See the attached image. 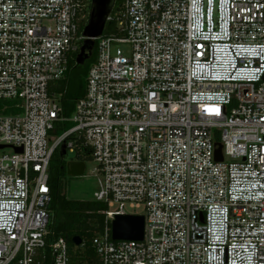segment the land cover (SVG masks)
Here are the masks:
<instances>
[{
	"label": "built area",
	"instance_id": "2783aa9c",
	"mask_svg": "<svg viewBox=\"0 0 264 264\" xmlns=\"http://www.w3.org/2000/svg\"><path fill=\"white\" fill-rule=\"evenodd\" d=\"M92 5L0 0V264H71L50 230L63 144L95 164L100 264H264V0H122L65 116L55 85ZM126 206L145 208L142 241L113 240Z\"/></svg>",
	"mask_w": 264,
	"mask_h": 264
},
{
	"label": "trees",
	"instance_id": "16d2710c",
	"mask_svg": "<svg viewBox=\"0 0 264 264\" xmlns=\"http://www.w3.org/2000/svg\"><path fill=\"white\" fill-rule=\"evenodd\" d=\"M122 0L116 2L115 9H118ZM86 25L82 26V31ZM104 37L121 36L117 24L108 22L104 31ZM96 47L93 59L85 64L78 65L76 59L73 61L72 72L68 78L55 85L57 93H65L63 99L64 115L71 116L75 103L80 100L86 92V80L90 66L97 58ZM77 58V56H76ZM77 68H83V72L77 79V89L72 90L70 77ZM74 125L66 123L57 126V133L62 135L64 131L71 129ZM66 174L65 164L56 152L51 162V187H52V222L50 230L54 233L53 240L64 238L69 245L71 264H100L94 240L104 231L107 224L105 211L108 207L97 201H77L67 199L61 190V177ZM74 238H80L82 245L77 246Z\"/></svg>",
	"mask_w": 264,
	"mask_h": 264
},
{
	"label": "water",
	"instance_id": "95a60500",
	"mask_svg": "<svg viewBox=\"0 0 264 264\" xmlns=\"http://www.w3.org/2000/svg\"><path fill=\"white\" fill-rule=\"evenodd\" d=\"M118 0H93L92 9L89 16L88 24L86 25L83 35L86 40L80 49L77 57V64L83 65L85 59L92 54L96 42L94 38L101 37L104 34L107 20L113 11ZM4 147H0L2 149ZM17 152H22L18 149ZM61 158L67 156V146L63 144L59 152ZM216 160L223 161L222 145L218 144L216 151ZM67 175L70 177H83L85 175L86 164L84 162H68L65 166ZM145 233V217L120 215L116 216L112 222V237L115 241H142ZM73 242L77 246L82 245L80 238H74Z\"/></svg>",
	"mask_w": 264,
	"mask_h": 264
},
{
	"label": "rangeland",
	"instance_id": "374dc122",
	"mask_svg": "<svg viewBox=\"0 0 264 264\" xmlns=\"http://www.w3.org/2000/svg\"><path fill=\"white\" fill-rule=\"evenodd\" d=\"M95 62V61H94ZM92 66V65H91ZM90 66V67H91ZM90 69V68H89ZM83 72V68H77L73 74H71L70 81L71 85L69 86L72 90L77 89L78 83L77 79L80 74ZM8 152H10L8 150ZM59 154V153H58ZM76 156L73 154H68L62 158L63 163L66 164L72 159H75ZM86 173L83 177H70L66 174L61 177V190L63 195L70 200L77 201H93L94 193L97 191V180L93 177V171L95 164L92 161H87ZM117 207L112 208L111 210H116ZM125 211L131 215L144 216L145 208H132L126 206Z\"/></svg>",
	"mask_w": 264,
	"mask_h": 264
},
{
	"label": "flooded vegetation",
	"instance_id": "af4514ba",
	"mask_svg": "<svg viewBox=\"0 0 264 264\" xmlns=\"http://www.w3.org/2000/svg\"><path fill=\"white\" fill-rule=\"evenodd\" d=\"M94 50H95V49H94ZM93 57H94V51H93L92 54H89V57H88L87 59H85V62H84L83 65L89 63V62L93 59Z\"/></svg>",
	"mask_w": 264,
	"mask_h": 264
}]
</instances>
